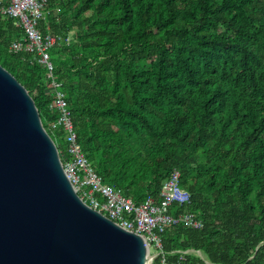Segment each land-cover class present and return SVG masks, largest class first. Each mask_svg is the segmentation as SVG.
I'll list each match as a JSON object with an SVG mask.
<instances>
[{
	"label": "trees",
	"instance_id": "1",
	"mask_svg": "<svg viewBox=\"0 0 264 264\" xmlns=\"http://www.w3.org/2000/svg\"><path fill=\"white\" fill-rule=\"evenodd\" d=\"M48 9L42 33L71 37L51 58L103 183L142 202L179 169L191 202L176 211L203 227L170 226L168 259L264 264V0H49ZM23 35L0 20V64L33 96L65 162L47 69L10 50Z\"/></svg>",
	"mask_w": 264,
	"mask_h": 264
},
{
	"label": "water",
	"instance_id": "2",
	"mask_svg": "<svg viewBox=\"0 0 264 264\" xmlns=\"http://www.w3.org/2000/svg\"><path fill=\"white\" fill-rule=\"evenodd\" d=\"M142 235L87 205L29 90L0 64V264H149Z\"/></svg>",
	"mask_w": 264,
	"mask_h": 264
},
{
	"label": "built area",
	"instance_id": "3",
	"mask_svg": "<svg viewBox=\"0 0 264 264\" xmlns=\"http://www.w3.org/2000/svg\"><path fill=\"white\" fill-rule=\"evenodd\" d=\"M48 6L49 0H0V20L11 19L24 32L22 38L12 41L10 50L26 51L35 55L38 62L47 69L48 85L53 95L50 109L58 113L51 130L62 128L65 132L69 159L64 162L61 155L60 158L66 175L78 196L87 205L124 229L143 236L148 248L149 264H153L157 257H160L161 264H181L183 257L173 261L168 259L164 250V233L170 226L178 224L195 229L203 227V221L198 214L176 211L175 205L182 206L191 202V193L181 184V171L174 169L163 183L159 195H149L142 202H136L120 190L103 183L78 139L66 99L65 85L58 80L57 68L51 58V49L56 45L70 44L71 37L43 34L40 28L41 21L49 13Z\"/></svg>",
	"mask_w": 264,
	"mask_h": 264
},
{
	"label": "rangeland",
	"instance_id": "4",
	"mask_svg": "<svg viewBox=\"0 0 264 264\" xmlns=\"http://www.w3.org/2000/svg\"><path fill=\"white\" fill-rule=\"evenodd\" d=\"M155 253V251H153V254Z\"/></svg>",
	"mask_w": 264,
	"mask_h": 264
}]
</instances>
